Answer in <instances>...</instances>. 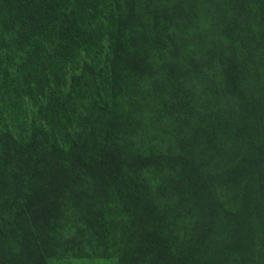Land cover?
<instances>
[{"label":"trees","instance_id":"trees-1","mask_svg":"<svg viewBox=\"0 0 264 264\" xmlns=\"http://www.w3.org/2000/svg\"><path fill=\"white\" fill-rule=\"evenodd\" d=\"M264 264V0H0V264Z\"/></svg>","mask_w":264,"mask_h":264},{"label":"rangeland","instance_id":"rangeland-1","mask_svg":"<svg viewBox=\"0 0 264 264\" xmlns=\"http://www.w3.org/2000/svg\"><path fill=\"white\" fill-rule=\"evenodd\" d=\"M55 264H117L115 259H90V260H81V261H73V260H61L56 262Z\"/></svg>","mask_w":264,"mask_h":264}]
</instances>
